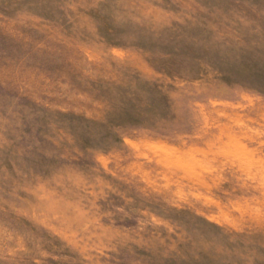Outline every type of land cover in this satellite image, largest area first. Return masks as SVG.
I'll return each instance as SVG.
<instances>
[{
	"label": "rangeland",
	"instance_id": "obj_1",
	"mask_svg": "<svg viewBox=\"0 0 264 264\" xmlns=\"http://www.w3.org/2000/svg\"><path fill=\"white\" fill-rule=\"evenodd\" d=\"M0 264H264V0H0Z\"/></svg>",
	"mask_w": 264,
	"mask_h": 264
}]
</instances>
